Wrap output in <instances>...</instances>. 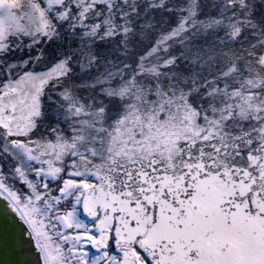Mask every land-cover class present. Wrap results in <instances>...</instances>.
<instances>
[{
	"label": "snow or ice",
	"instance_id": "obj_1",
	"mask_svg": "<svg viewBox=\"0 0 264 264\" xmlns=\"http://www.w3.org/2000/svg\"><path fill=\"white\" fill-rule=\"evenodd\" d=\"M0 264H264V0H0Z\"/></svg>",
	"mask_w": 264,
	"mask_h": 264
}]
</instances>
